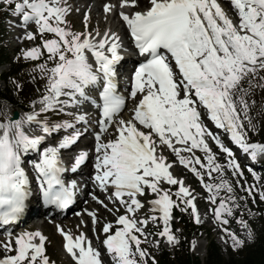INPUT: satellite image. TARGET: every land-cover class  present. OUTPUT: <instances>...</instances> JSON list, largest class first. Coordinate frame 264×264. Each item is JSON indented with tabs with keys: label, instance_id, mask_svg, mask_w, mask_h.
<instances>
[{
	"label": "snow or ice",
	"instance_id": "6c2138e0",
	"mask_svg": "<svg viewBox=\"0 0 264 264\" xmlns=\"http://www.w3.org/2000/svg\"><path fill=\"white\" fill-rule=\"evenodd\" d=\"M2 3L18 16L21 26L35 24L36 32L27 31L24 38L34 40L37 33L41 37L40 45L22 50L23 58L30 61L43 58L44 62L36 63L31 70L43 81V94L31 101L33 110L16 119L6 115L0 120V225L17 221L32 195L22 161V156L29 152L37 155L27 163L36 174L44 203L57 209H65L72 203L76 186L73 182L66 183L61 174L75 171L87 159L88 152L81 150L70 156L71 166L67 169L61 155L80 137L76 126L88 123L90 114L85 109L89 106L98 110L100 128L95 137L92 179L102 191L111 189V197L119 201L125 213L116 218L118 227L114 231L110 223L100 229L104 238L98 243L103 252L92 245L84 232L73 237L57 226L64 238L63 247L75 264H147L149 254L141 247L140 239L147 236L143 226L149 220L162 222V230L156 235L174 244L171 213L181 204L184 205L181 210L190 208L192 218L200 223L189 188L171 172L177 161L208 192L207 200L215 205L211 209L214 220L221 225L228 223L226 217L233 215L239 204L233 185L224 178L226 169L239 177H243V171L232 149L208 129L205 120L223 130L250 160L264 156V143L248 139V131L256 130L249 116L254 103L251 96L254 89L264 90V0H228V8L219 0H146L142 9L139 0H119V16L135 49L144 58L132 75L127 98L118 91L116 66L121 60L123 41L116 32L106 30L103 35L97 32L93 36L87 30V14L85 30L72 31L66 21L71 9L64 0H2ZM114 7L105 4L104 11L107 13ZM124 8L140 10L125 12ZM46 34H52L51 38L44 39ZM32 80H36L35 75ZM128 98L132 100L128 118L117 119ZM261 108L264 109V103ZM48 113L69 118L54 121L48 115L40 118ZM110 126H114V138L102 142V134ZM26 128L39 134H29ZM61 130L72 131L53 144L49 138ZM209 140L224 155L225 165L217 163V153ZM165 148L175 160L168 161L163 154ZM194 150L202 152L203 157L196 156ZM248 171L254 180L260 179L251 167ZM212 173L217 174L219 182L211 177ZM206 174L213 179L212 183L204 182ZM162 183L178 185L176 200ZM242 190L248 197L257 194L255 184H245ZM222 191L226 195H221ZM148 192L155 194L149 201L151 211L159 215L137 220L129 214L141 209L138 197ZM258 196L264 201V190H259ZM92 199L103 203L95 195ZM88 215L95 226L96 212ZM238 222L247 228L243 220ZM224 231L234 249L244 243L234 232L227 228ZM7 235L9 240L0 244L6 253L0 264H53L45 254V237L39 231L20 232L15 236V247L11 243L12 234ZM247 237L249 240L253 237L250 229Z\"/></svg>",
	"mask_w": 264,
	"mask_h": 264
},
{
	"label": "rangeland",
	"instance_id": "374dc122",
	"mask_svg": "<svg viewBox=\"0 0 264 264\" xmlns=\"http://www.w3.org/2000/svg\"><path fill=\"white\" fill-rule=\"evenodd\" d=\"M64 3L68 5V7L71 9L67 15H66V21L67 26L70 27L72 31L75 32H83L85 30V20L84 16L87 14L88 20H87V30L92 33L93 36L96 35L97 32H99L101 35L106 30L114 31L118 35L123 34V30L121 29L120 25L118 24L115 14H112L111 16H108L106 14H103L101 12V5L98 3L90 2V0H64ZM140 7L144 6L146 3V0H139ZM63 6V5H62ZM0 9H5V6L2 3V0H0ZM1 28L4 30V37L2 42L0 43V46L3 48H8V51L6 54L8 55V62H10L11 66H22L26 65V69L24 70H32L36 64L37 61H30L25 60L22 56V50H26L30 47L40 45L41 44V37L36 34V38L34 40H26L25 33L27 31L36 32L35 24H31L30 28H25L26 26H20L17 22V17L8 16L6 19H1ZM20 26L19 27H17ZM64 27L65 25H61ZM52 34H46L43 38L48 39L51 38ZM16 49V50H15ZM42 59V58H41ZM8 65V63H7ZM11 66H4L0 67V90L6 91L8 88V83L11 82V79L8 77L10 76ZM10 72V73H9ZM2 74V75H1ZM7 75V81L4 84L1 81V78L3 75ZM41 79V78H38ZM41 85L43 84V81L40 80ZM13 82H11V85ZM251 100L254 102L250 108L249 116L252 119L253 124L256 125L255 131H248V139L251 142H261L264 143V109L261 108V104L264 103V90L262 89H254ZM31 109H33V105L31 104ZM38 110L40 105L35 106ZM15 109L10 106V104L3 102H0V120H3L5 116L11 118L12 113ZM44 114L41 115V119L43 118ZM125 117L129 116V113L124 114ZM48 118L50 121H54L60 118H55L53 116H49ZM35 129L34 127H32ZM25 131H28L29 134H38L39 132L36 131L33 133L28 128L25 129ZM114 133V131H109V134ZM60 139V138H59ZM210 147H212L210 145ZM213 152L217 153V163H220L221 165L226 164V160L223 154L219 152V149L212 147ZM163 154L167 157L168 161H171L169 153L164 149ZM261 160H257V164H263L264 165V157L260 158ZM242 167V166H241ZM243 171V177L239 176H233L231 175L230 170H226V175L224 176L225 179L229 180V182L233 185L234 192L237 196V202L240 200L239 197H245L246 199L252 200V197L244 196V192L242 190V186L247 184L249 185L250 179H253V176L251 173H244L243 168H241ZM264 172V167L262 170ZM172 174L178 178L183 179L184 185L189 188L190 194L192 197H194V204L197 208L198 215L200 218V223H196L197 226H201L206 231L209 232L211 239L214 241V243L218 246L221 256L226 259L228 258L229 252L233 250L232 244L230 243V240L228 239L227 233H225L224 229L227 228L231 232H234L239 238L248 239L247 232L249 230V227L247 225V228L243 227L238 220H243L245 223V219L242 214L238 212V210L235 208L233 210V215L227 216L226 219L228 220L227 224L221 225L219 222H216L213 217L212 208L215 207V205L211 204L207 200L208 192L205 190L203 185L201 184L199 179H192L188 174H186L184 171H181L178 167L173 166L171 168ZM257 174L258 172L255 171ZM260 179L256 182L259 183V187L264 189V175H258ZM212 178H216L215 182H219V178L217 177L216 173L211 174ZM210 178L207 174L204 176V182L205 183H212L213 179ZM239 179L240 183L237 184V180ZM161 186L163 188H166L169 190V192L172 194V196L175 197V200L177 199L175 196V192L178 188V185H168L166 183H162ZM153 193H146V195L143 198V201H145L147 198H149L150 195ZM155 195V194H154ZM221 195H226L223 191L221 192ZM244 199H241V202ZM99 207V206H98ZM122 210H120L122 213H125V208L123 206ZM102 207H93L92 211L96 212L97 215V223L95 226L92 224L91 217L89 219L83 220L85 223H81L82 220H80V217L83 216V212H78L79 215H69L64 217L62 220L58 223H62V226L60 225H49L47 223H44L41 229H38L41 231L42 234L46 236L48 239L47 247L45 248V254L48 256L50 262H53V264H72L68 256L64 254L61 248V238H60V232L57 230V226L60 227L63 231L66 230L75 237L78 235L81 231L85 233V235L92 241V245L94 247H100L98 241H101V235L99 237V231L101 225L105 222L112 223V215L111 213H114L113 210H111V213L109 214L105 209L104 211L101 209ZM85 209V208H84ZM190 209V208H189ZM119 211V209H116ZM146 206L145 208L139 209L136 211L134 217L137 220L147 218L150 215H155L149 211ZM176 210H180L179 207H176ZM191 211V209H190ZM79 218L78 221L74 219V217ZM176 219L173 217L170 221V230H171V224L174 223ZM195 222V221H194ZM103 223V224H102ZM31 224L27 223V225ZM64 224V225H63ZM247 224V223H246ZM91 225V226H90ZM89 226V227H88ZM84 227V228H83ZM93 227H95V231H93ZM144 231L147 233V236H140L141 238V247L146 246L148 251V262L147 264H153V257L156 253H160L161 251H172V248L176 244H169L167 243L165 238L159 237L156 235L157 232L162 230L163 224L162 222H153L151 220L148 221L147 224L144 226ZM43 228V229H42ZM83 228V229H82ZM85 229V230H84ZM43 230V231H42ZM77 231V232H76ZM172 232V230H171ZM101 234V233H100ZM7 237H0V244L7 242ZM53 241V242H52ZM157 241L159 243H157ZM50 244V245H49ZM12 246L14 247L13 243ZM208 246V241L206 239V236L204 233H199V235L194 236L191 239L190 242V251L194 257H197L200 260H204L206 256V249ZM101 250V249H100ZM102 251V250H101ZM103 252V251H102ZM6 253L2 246H0V257L4 256ZM12 254V253H7ZM66 256H64V255ZM156 264V263H155Z\"/></svg>",
	"mask_w": 264,
	"mask_h": 264
},
{
	"label": "trees",
	"instance_id": "16d2710c",
	"mask_svg": "<svg viewBox=\"0 0 264 264\" xmlns=\"http://www.w3.org/2000/svg\"><path fill=\"white\" fill-rule=\"evenodd\" d=\"M2 38L3 32L0 23V41ZM6 58L0 48V62ZM24 67L19 66L13 70L12 77L15 84L7 92L10 96L0 92V99L9 102L16 108L27 110L29 102L37 94V89L40 90L41 85L37 81L39 75L35 74L36 80L33 81V74L24 71ZM17 83L20 85L19 89L16 88ZM16 98H21L24 104L18 102ZM257 196L258 194L255 196V203H253V199L248 198H245V203L237 202L239 211L243 214L253 237L251 240L242 239L244 243L235 249L233 248L229 252L228 258L224 259L221 256L219 248L210 239L208 231H206L208 246L204 260L201 261L191 254L189 251L191 239L204 229L193 225L191 215L187 209L174 213L177 221L173 224V232L178 238V245L174 247L172 254L165 251L156 254V264H264V201H260L259 196ZM183 207L181 206V209Z\"/></svg>",
	"mask_w": 264,
	"mask_h": 264
},
{
	"label": "bare ground",
	"instance_id": "6f19581e",
	"mask_svg": "<svg viewBox=\"0 0 264 264\" xmlns=\"http://www.w3.org/2000/svg\"><path fill=\"white\" fill-rule=\"evenodd\" d=\"M102 4H103V2H101ZM105 4H110L109 2H105ZM24 158H25V156H24ZM23 161V164H24V162H25V160H22ZM85 166V165H84ZM86 198H87V196H86ZM92 203V205L94 204L93 202H91ZM74 219L76 220V221H78V218H76V217H74ZM81 219L82 220H86V217L83 215L82 217H81ZM60 221V219L58 218V219H56L54 222H53V224H49V223H47V224H49V225H55V224H57V225H60V226H62V223L60 224V223H58ZM64 225V224H63ZM43 226V225H42ZM41 226V227H42ZM91 226V225H90ZM89 227V226H88ZM35 228H38V229H41L40 227H38L37 225H36V223L35 222H31V224H29L28 226H26L25 227V230H27V231H32L33 229H35ZM84 228V227H83ZM82 228V229H83ZM24 229V228H23ZM43 229V228H42ZM85 230V229H84ZM43 231V230H42ZM77 232V231H76ZM53 242V241H52ZM50 245V244H49Z\"/></svg>",
	"mask_w": 264,
	"mask_h": 264
},
{
	"label": "water",
	"instance_id": "95a60500",
	"mask_svg": "<svg viewBox=\"0 0 264 264\" xmlns=\"http://www.w3.org/2000/svg\"><path fill=\"white\" fill-rule=\"evenodd\" d=\"M16 118H17V114H16V113H14L13 119H16Z\"/></svg>",
	"mask_w": 264,
	"mask_h": 264
}]
</instances>
